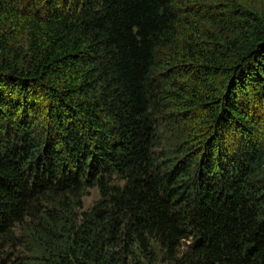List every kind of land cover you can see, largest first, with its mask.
I'll use <instances>...</instances> for the list:
<instances>
[{
  "label": "trees",
  "instance_id": "obj_1",
  "mask_svg": "<svg viewBox=\"0 0 264 264\" xmlns=\"http://www.w3.org/2000/svg\"><path fill=\"white\" fill-rule=\"evenodd\" d=\"M209 6L0 0V264H264V21Z\"/></svg>",
  "mask_w": 264,
  "mask_h": 264
},
{
  "label": "rangeland",
  "instance_id": "obj_2",
  "mask_svg": "<svg viewBox=\"0 0 264 264\" xmlns=\"http://www.w3.org/2000/svg\"><path fill=\"white\" fill-rule=\"evenodd\" d=\"M207 13L212 17H215V22H218L217 26H209L205 23L200 24L201 34H198L197 37H200V46L211 47L212 45L215 48L219 49L225 46L229 41H233V38L238 40L237 34V25L239 20L235 19L236 12H251L256 14L264 21V0H213V6L208 7ZM224 15H227L226 19H223ZM222 18L223 20H220ZM12 40L11 44L15 49L19 47H25L28 41V31L27 28L20 24L12 27ZM206 32L208 33L206 36ZM22 49V48H21ZM180 56V52L178 53ZM170 55V69L175 67L178 63V59L172 53ZM224 58L223 66H228L231 70L236 66L238 58L236 54L227 53L224 51L222 54ZM224 76H222L223 78ZM174 85V84H173ZM190 125V121L188 122ZM188 127L186 126V129ZM182 160H185L187 156H181ZM99 198V193L96 189H90L87 191V196L85 197L84 204L85 208H90L95 201ZM30 231H27V236L30 234ZM27 236H24L27 237ZM38 237V236H37ZM23 238V239H24ZM40 238V237H38ZM17 255L21 257H28L29 255L25 253L24 249H19ZM39 255H36L37 258H32L29 260V264H42L38 262ZM33 259H35L33 261Z\"/></svg>",
  "mask_w": 264,
  "mask_h": 264
}]
</instances>
